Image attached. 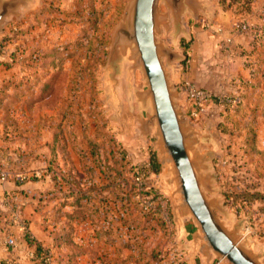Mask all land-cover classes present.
Returning <instances> with one entry per match:
<instances>
[{"label":"rangeland","instance_id":"rangeland-1","mask_svg":"<svg viewBox=\"0 0 264 264\" xmlns=\"http://www.w3.org/2000/svg\"><path fill=\"white\" fill-rule=\"evenodd\" d=\"M128 1L30 0L2 23L0 181L18 193L7 198L12 218L23 222L32 264H227L179 206L156 129L140 128L150 108L139 103L145 82L129 52L111 77L113 34ZM219 1L232 14L239 7ZM248 27L264 33V25ZM157 38L174 47L171 30ZM252 39L264 47V37ZM181 97L191 154L206 164L198 173L212 174L213 191L204 192L215 214L229 230L254 227L264 213V117L250 112L264 111V66L234 91L209 93L219 113L201 112L205 103L192 116Z\"/></svg>","mask_w":264,"mask_h":264},{"label":"water","instance_id":"water-1","mask_svg":"<svg viewBox=\"0 0 264 264\" xmlns=\"http://www.w3.org/2000/svg\"><path fill=\"white\" fill-rule=\"evenodd\" d=\"M29 1L0 0V27L7 16ZM161 4L166 13H161ZM206 10L209 7L204 0H129L123 22L113 34L109 53L111 77L115 78L118 58L129 52L132 66L140 68L145 82V88L138 91L139 103L150 108L146 117L140 116V128L143 133L149 127L156 129L159 153L181 198L179 206L192 216L208 248L227 264H263L248 245L252 237L244 233L246 224L240 227L237 222L229 230L206 197L204 190L212 192L214 188L212 174L198 173L206 164L192 156L193 132L182 125V109L175 103L185 94V88L181 83L173 85L169 78L168 67L174 70L175 63H182L185 55L157 38L161 30H171V42L176 46L180 37H188L183 23L185 14L196 18L198 12Z\"/></svg>","mask_w":264,"mask_h":264},{"label":"crops","instance_id":"crops-1","mask_svg":"<svg viewBox=\"0 0 264 264\" xmlns=\"http://www.w3.org/2000/svg\"><path fill=\"white\" fill-rule=\"evenodd\" d=\"M204 1L209 7L206 13L200 11L196 18L190 13L184 16L183 23L188 37H180L176 46H173L185 55V61L180 63L182 68L180 64L175 63L174 70L169 71V78L173 85L184 81L193 82L205 87L211 94L227 92L230 87L234 91L251 81L252 76L256 75V70L264 66V47L252 39L256 30L239 32L233 22L241 18L249 26L260 28L263 22L260 12L264 0H250L247 8L239 6L234 14L225 9L219 0ZM198 20L212 25L208 27L206 24L207 28L198 27ZM183 38L190 41L186 48L182 46ZM240 99L246 102L245 98ZM262 100L261 97H254L249 102ZM181 102L188 108V103L183 97ZM215 108L212 99H209L201 112L219 113ZM250 114L264 117V111L261 109H256ZM253 178L255 179V176ZM259 180L264 181V176ZM17 194L10 189L8 181H0V264H32L30 259L34 254L33 247L26 240L23 222L21 221V225L20 220H13L12 208L7 200L11 195ZM252 224V241L248 245L264 264V213L252 219Z\"/></svg>","mask_w":264,"mask_h":264},{"label":"built area","instance_id":"built-area-1","mask_svg":"<svg viewBox=\"0 0 264 264\" xmlns=\"http://www.w3.org/2000/svg\"><path fill=\"white\" fill-rule=\"evenodd\" d=\"M262 10H263L262 13L264 14V7ZM248 28L249 27L247 24H241L238 26V29L241 32L247 31ZM181 84L184 86L187 99L189 100V103L192 105L189 113L192 116H197L201 106L204 105L209 99V93L204 89L196 87L194 84L188 81L181 82ZM232 101H234V99ZM252 232H253L252 227L249 225H246L244 228V233L251 234Z\"/></svg>","mask_w":264,"mask_h":264},{"label":"trees","instance_id":"trees-1","mask_svg":"<svg viewBox=\"0 0 264 264\" xmlns=\"http://www.w3.org/2000/svg\"><path fill=\"white\" fill-rule=\"evenodd\" d=\"M249 2H250V0H237V4H238V6H240L241 8H243V9H245V8H247L248 7V5H249ZM239 8V7H238ZM261 16H262V18L264 17V14L262 13L261 14ZM262 25H264V24H262ZM253 35H254V38L255 37H257V38H263L264 37V33L262 32V31H255V32H253ZM187 44L185 43L184 44V47L186 46Z\"/></svg>","mask_w":264,"mask_h":264}]
</instances>
